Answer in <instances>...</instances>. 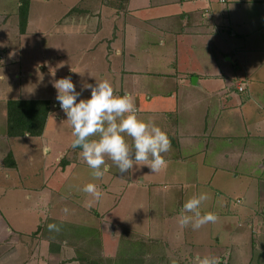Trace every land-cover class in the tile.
Here are the masks:
<instances>
[{
	"label": "rangeland",
	"instance_id": "374dc122",
	"mask_svg": "<svg viewBox=\"0 0 264 264\" xmlns=\"http://www.w3.org/2000/svg\"><path fill=\"white\" fill-rule=\"evenodd\" d=\"M154 1V7H151L150 10H153V14L158 16L173 12L171 10L176 5L163 3L161 2L162 0ZM156 1L158 2L157 6ZM120 5L121 0H29L27 16H31L33 36L29 35L21 39L19 35H13L11 33V31L17 33L14 28L9 31L10 35H0V46L5 43L4 39L6 37H9L12 43L17 41L19 44L23 43L22 50L18 52L19 64L11 67L12 70L7 66L6 68L0 66V142H9L10 146H13L15 149L17 155L16 162H18L17 166H19V174L21 175L18 177L16 173H13L6 180V184L11 186L5 194L0 196V207L4 214V219L11 226H17L27 231L38 229L41 223L43 224H41V229L47 231L49 224H56L60 227L59 233H64L63 235L68 236L71 240L74 239V236L71 235L73 234L72 231H76L75 237L79 236L83 238V241H87L88 233L89 236L94 235V233H90L99 229V231L105 232L108 236L114 238L117 245H119L121 237L123 238H121L120 242L136 241L135 249L138 256L142 255L139 250L141 243L138 240H153L155 241V245L153 244L150 247V251L146 255L150 253L154 255L164 253L166 258H168V264H173V261H175V264H182V259L179 258L181 253L180 243L184 241L192 245L191 250L194 255L195 253L200 254L201 257H221L223 255V258H227L233 264H247V260L244 261V257H248V251L250 250L247 249L246 244L248 236L246 237L241 234L240 238L239 236L236 237L242 231L237 226V218H223L224 214L222 215L219 212L221 210L219 204L225 199L228 200V198L233 202L234 198L241 193L240 191L246 185L248 175L249 178H254L255 182L257 178L264 180V111L262 108V106L264 107V0H245L239 5L240 12L237 15L235 14L229 17V23L231 25L236 26L235 21L239 24L242 22L243 26L241 29L244 32L251 33L245 45L247 48L256 49L259 55L256 59L255 74L250 77L249 81L252 98L245 102L242 107L247 130L251 132L249 134L247 148L245 149L244 147L246 146H243V139L235 136L234 142L228 148V150L234 153L243 152L246 159H234L231 161L232 164H228L232 169L229 178L233 184L227 186L226 189L219 187L222 195L218 197L220 199L218 204L216 202L214 205L213 201L215 197L217 198L215 185L203 186L202 183L199 182L197 184L196 180H194V177L196 178V166L199 165L197 162L176 160L172 156L169 157L170 160L167 166L163 168V171L161 170L158 173L151 172L147 166H134V169L130 172L121 174L117 166L111 160H107L110 166V172H106L100 179H94L91 174L92 169L87 166L82 156L80 154H74L73 161L67 165L65 170L60 171L65 166L57 164V173L49 180L53 186L51 188V195L48 194L40 202L43 205H49L48 211L38 213L36 210H33L32 204L39 202L37 199L38 196L36 195V191L26 186L33 188L43 181L38 175H29L34 170H37V167L38 169L42 167V163L39 161L40 153H42V150H39L41 142H49V145L53 148L49 156H52L54 151L59 149L64 150L72 142L73 137L70 131L72 128L66 121L67 117L65 113L56 109L51 114L52 118L49 117L46 122L48 124L47 136L44 139L35 136L29 139H23L22 136L11 138L6 134V101L8 99H19V96L25 98L49 97L47 99L52 101V103L57 101V91L53 87V83L55 80L60 79L62 75L67 74V66L72 61V58L73 60L75 59L74 61L89 60V65H91L94 72L97 69L99 70L101 66V80L108 79L112 83L111 80L113 78L111 76H114L112 73L118 68L119 62L116 61L115 63L112 58H107L104 47L112 39L113 36L111 34L113 32L119 34L121 25L119 24V19L117 20L116 26H114L112 19L110 20L107 17V13H113L115 11L122 12L123 9H120ZM224 5L226 6V4ZM228 5L231 6L229 3ZM15 6L16 0H0V14L12 12ZM175 10L177 11L178 7ZM78 16L85 17L83 19L85 22L83 27L85 28L82 35L76 32L79 28L82 30L80 24L79 28L75 27V30L71 26L65 25L68 19ZM54 19L57 20L56 23ZM156 20L155 25L162 26V20ZM175 22L177 23V20ZM56 24L58 25L56 26ZM173 30L175 31L177 40V29ZM204 31L203 29V34ZM173 38V35H166L160 38V36H156L155 34L152 36L145 34L143 37L141 35L136 37V43L140 47L147 45L149 48L148 53L150 56L147 58H149L151 64H147V66H143L144 69H141L145 71V67L147 68L148 73L144 74L147 82L145 83L140 77L141 81L146 85L140 87L148 89L149 93H152V98L147 99L146 94L148 92H143L145 94L140 96L138 105H135L138 113L147 105H151L152 109L158 112H162L163 109L166 112L171 110L172 120L166 126V133L168 134V131L172 132V135L169 136L171 145L173 142H178L179 138L181 140L180 142H192L190 145L182 148L184 153L188 155L191 151H195L194 147H199L201 143H206L203 137L197 136V139H195L189 136V134L191 132L199 133V130H194V128L206 113L204 104L206 102L212 103L210 107L211 115L215 103L213 101L214 99L202 98L203 101L200 104H197V102L195 104L194 95H191L187 96L185 101H194L191 103L192 106H185V108L183 106L182 108L179 105L180 99L178 100L176 96L177 87L180 90L182 84L175 83L173 80L172 82H165L167 80L165 78L168 77H162L165 74L167 75V64L176 60L175 70L178 73H183L187 77V73L184 71H186L188 65L182 62V59L186 58L187 55L189 57L188 63L197 62L203 65L210 64L211 61L209 60L213 61L214 56L218 59V63L221 64L224 71L230 70L231 72L238 73L241 70H237L235 68L236 66L230 64L231 61L229 59L227 60L229 58L228 55L222 57L221 49L218 47L221 46L224 48L225 43L218 36L212 34L198 36L190 34L184 35L182 37L184 40L183 44L185 43L191 48L184 52L181 49L179 51L175 49L171 51L169 49L181 46L173 42ZM19 39H21V43ZM101 39L105 42L101 43ZM149 39L154 42V46L150 42L148 44ZM161 40H165V44L158 46L157 44ZM204 40H207L206 43L212 45L214 48L205 47L201 43ZM118 41L119 38L117 39ZM29 44H35L36 47L31 49ZM198 45L200 47L197 50H193V47ZM87 46L96 47L85 51L83 48ZM111 46L113 47V44ZM1 55L2 53H0V64L6 61V59H2ZM53 56H56L55 60L52 59ZM237 64H240V62H237ZM94 72L91 74L87 73V75L95 77L96 73ZM70 75L74 77L75 74L70 73ZM222 81L223 85H229L233 91H236L233 88V81L229 77L222 78ZM187 82L189 83V81ZM95 83L94 81L89 82V84L93 85ZM116 83H112L115 94L122 95L123 93H120ZM82 84L84 82L79 84L80 87L76 86V90L82 93L77 102H79V99L90 98L89 91L83 88ZM169 92H171L174 99L167 98ZM188 93L190 94L192 92L189 91ZM232 94L236 97L238 96L236 93ZM236 101V99H232L233 103H236ZM52 107H54L53 104ZM181 118H185L186 123L192 126L182 130L185 134L176 136V128H179L178 121ZM155 124L161 127V129L163 125L165 126V123L159 119ZM236 130H234L232 135H236ZM208 132L205 133L207 134ZM256 136L258 137L256 138ZM129 142H131L130 138ZM9 143L6 144L8 145ZM217 144L220 147L224 145V142H217ZM203 146L204 144H202V149H204ZM6 151L4 152L6 153ZM172 151L170 152L172 153ZM205 157V163H210L209 153H206ZM237 157L239 156L237 155ZM198 158L199 156L197 155L191 159L197 161ZM13 161L15 160L13 159ZM47 166V169H52L50 159H48ZM21 173L26 174L25 176L27 178L24 179ZM108 175L109 177L107 178ZM150 177L154 181H151ZM101 180L103 182H112V184L106 191L102 190L104 195L100 201H96L92 196L82 191L87 183H95L97 185L101 183ZM128 182L130 185H127ZM151 182H155L157 184L156 187L159 188H163V184L167 182L168 187L165 186L174 193L171 201L168 199V202L164 205L162 201L161 208L158 206L160 196L153 195L150 186ZM21 183H24L25 191L28 190L30 192V196L27 198L22 194V186H17L19 187L18 189L13 188V186L21 185ZM98 187L101 188L100 186ZM181 187L182 189H180ZM197 192L199 194L205 192L210 197L201 205L200 210L202 214L205 212H214L219 219L215 223L204 225L199 230H193L191 226L181 228L178 223L180 210L185 201ZM218 193L220 192L218 191ZM65 208L68 209L67 213L63 211ZM162 215L164 217L161 223H163V230L167 234L159 238V234L157 235L156 233H159L162 226H157L154 229L156 231L154 232V237H148L150 230L152 231L150 226L153 222L159 223ZM158 228L160 229L158 230ZM235 233L236 235H233ZM156 235L157 237H155ZM167 237L171 242L168 241ZM257 249L258 245L256 244L254 250ZM262 252L263 254L260 255V253L255 251L257 255L254 256L250 264H264V250ZM257 256L261 258H256ZM163 263L162 261L160 264ZM221 264L226 263L223 260Z\"/></svg>",
	"mask_w": 264,
	"mask_h": 264
},
{
	"label": "crops",
	"instance_id": "0c3cea01",
	"mask_svg": "<svg viewBox=\"0 0 264 264\" xmlns=\"http://www.w3.org/2000/svg\"><path fill=\"white\" fill-rule=\"evenodd\" d=\"M244 1L245 0H162L161 2L163 3L176 5L171 10L173 12L165 13L164 15L161 14L158 16L153 14V10H150L151 7H154V0H121L120 9H123L122 12L119 13L115 11L113 13H107V17L110 20L112 19V24L114 26H116L117 20L119 19V24L121 25L119 34L113 32L111 34L113 36L112 39L107 44V46L104 47L105 56L107 58H112L115 63L116 61L119 62L118 68L112 73L114 76H111V78H113L111 81L113 84L114 82H117L116 85L118 86L120 93H127L131 95L134 98L135 104L137 105L140 96L145 94L143 92L149 93L148 89L140 87L146 86L141 81L140 77L146 83L147 79H145L144 74L148 73L146 67L145 71L141 69H144L143 66L151 64L149 62V58H147L148 56H150V54L148 53L149 48L147 45L144 47H140V45L136 43L137 36L141 35L143 37V35L145 34L151 36L155 34L156 36H160L161 38L166 35H173V42L181 46L169 49H171V51H173L174 49L176 51H179L181 49L183 52L191 49L185 43L183 44L184 40L182 39V37L187 34L195 36L212 34L214 36H218L222 41H224L225 47H218L219 49H221L220 52L222 54V57L228 55L229 58H227V60L229 59L231 61L230 64L232 66H236L235 68L237 70H241V72H238L239 74L236 72H231L230 70L224 71L221 64L218 63V59H216L214 56L213 61L209 60L211 61L210 64L203 65L198 64L197 62L188 63L189 57L187 55L186 58L182 59V62H185L188 65L186 67V71H184L187 73V77L183 73H178L175 70L174 67L177 63L176 60H173L171 63L167 64V75L165 74L166 76H162L163 78L168 77L165 78L167 79L165 82H172L173 80L175 83L182 84V88L180 86V90H178L177 87L176 93L178 100L180 99L179 105L182 108L183 106L184 108L185 106H192L191 103L194 102L185 101V98L187 96L194 95L195 104L196 102L197 104H200L203 101L202 98L214 99L213 101L215 104L213 112L211 111V115L210 107L212 103L206 102V104H204L206 113L204 114L203 118L198 121L197 126H195L194 128V130H199V133L191 132V134H189V136L195 139H197V136L203 137L206 143H201L199 147H194L195 151H191L187 155L184 153L182 148L190 145L192 142H180L181 140L179 138L178 142H173V144L171 145V150H173L172 153L170 152V150L169 153L167 152L163 155L166 161H169V157L173 156L176 160L179 159L181 161L188 160L197 162L199 165L196 166V178L194 177V180H196L197 184L199 182L202 183L203 186H209L211 184L215 185L214 187L217 190L215 192L217 198L222 195V191H220V188L226 189L227 186H231V184H233L231 179L229 178L232 169L228 166V164H232L231 161L234 159H246L243 152L234 153L231 150H228L229 146L234 142V136L243 139V146H246L244 147L246 149L249 134L251 133L249 130H247V124L243 117L242 107L245 102L252 98V91L249 88V81L250 77L255 74V64L259 53L256 51V49L254 50L247 48V46L245 45L247 44V40L250 36L249 34L251 33L244 32L241 29L243 23L241 22L239 24L237 21H235L236 26L229 23V17L234 16L235 14L237 15L240 12L239 5ZM228 3L231 4V6H229ZM157 4L158 2L156 1V6ZM224 4H226V6ZM18 6L19 0H16V6L12 12L0 14L5 15L0 16V35H10L9 31L13 28L17 33H14L13 31H11V33L13 35H19L21 39H24L25 36L32 35L33 27L31 26V16H27V22L24 32L21 33L19 31L17 14ZM176 7H178L177 11L175 10ZM84 18L85 17L83 16H78L68 19L65 25H69V27L71 26V28H74L75 30V27L79 28L80 24L82 30L81 28H79V30H76V32L82 35L85 28L83 27V24L85 23L83 21ZM156 19H160L159 21L162 20V26L159 27V25H155V21H157ZM12 20H14V22H12ZM54 20L56 23L57 20ZM175 20H177V23L175 22ZM57 25L58 24H56V26ZM173 29H177V40L175 37V31ZM203 29L205 30L204 34ZM118 38L119 41L117 42ZM21 39H19V42ZM4 40V45L2 44L0 46V53H2V59H6V61L0 64V66H2V68H6L7 66L10 68V70H12L11 67L19 64L18 52L22 50L21 47L23 43L19 44L18 41L12 43L10 42L9 37H6ZM103 42L105 41L101 39V43ZM149 42L154 46V42H152L151 39H149L148 44ZM164 42L165 40H161V42L159 41L157 45L163 46L165 44ZM206 42L207 40H204V42L202 41L201 43L205 47H213ZM111 44H113V47L111 46ZM29 46H31V49H34V47H36L35 44H29ZM95 47L96 46H87L83 49L87 51ZM198 47H200V45L194 46L193 50H197ZM151 51H153V49H151ZM59 57H61V55H59ZM52 59L55 60L56 56H53ZM71 60L72 61L67 66V74L62 76H71L70 73H74V77L71 76V78L76 86L80 87L79 84L84 82V84H82V87L84 88L85 84L87 85L89 84V82L101 81V66L99 67V70L97 69V71L94 72L91 68V65H89V60L74 61L75 59L73 60V58ZM237 62H240V64H237ZM93 72L96 73L95 77L87 75V73L91 74ZM224 77H229L233 81V88L236 89V91H233L231 87H229V85H223L222 78ZM187 81H189V83ZM239 84L245 85L243 91H239L237 89V86ZM87 90L91 95L90 90ZM189 91H191L192 93L189 94ZM148 93L146 94V97L147 99H151L152 93H149V95ZM232 93H236L238 94V96L236 97ZM168 94V99H174L171 92H169ZM47 98L49 97L25 98L19 96V99ZM232 99H236V103H233ZM262 108L264 111L263 106ZM56 109L61 110L59 108L52 107V111L50 112L48 118ZM138 117L144 121L152 120L154 123L158 119L161 120L163 123H165V126L163 125L162 128V130L165 132L167 131V124L170 120H172L171 110H168V112H166V110L163 109L162 112H158L155 111V109H152L151 105H147L146 107H144L142 111L138 113ZM47 125L48 124L45 123L42 135L35 137H41L42 139H44L47 136ZM178 126L179 128H176L175 132L176 136L185 134L182 130H185L192 125H188L185 121V118H181L178 121ZM235 129H237V133L235 132L236 135H232ZM70 131L72 132V130ZM207 131L209 132L206 134L205 132ZM171 135L172 132L168 131V136ZM30 137L31 136L28 135L22 136L23 139H29ZM257 137L258 136H256V138ZM217 142H224V145L219 147ZM6 143L9 142H0V196H2V194H5L11 186L9 184H6V180L10 178L13 173H16L18 177L21 176L19 174V166H17L18 162H16L17 155L15 153V149L13 148V146H10V143L8 145ZM71 144L72 142H70L69 146L64 150H56L54 151V154L52 156H49V154H51L53 150L52 146L49 145V142H41L39 150L41 149L42 153H40L41 155L39 161L42 163V167L41 169H38L37 167V170H34L35 172H31L29 175H38L43 181L35 185L33 188L30 186H26L27 188L36 191V195L38 196L37 199L39 200V202H34L32 205L33 210H36L38 213H43L44 211H48L49 209L48 204L43 205L40 202L48 194L51 195V188L53 186L51 181L49 182V180H51L54 174L57 173V164L65 166H62L64 168H62L60 171H63V169L65 170L67 165H69V163L73 161V155L80 154L82 151L80 148L73 149ZM202 144H204V149H202ZM5 150H7L6 153L4 152ZM8 152L12 154V158L15 160V166H8L3 163V159ZM206 153H209L210 158V163L207 164L205 163ZM197 155L199 156L197 161L191 159L192 157L195 158V156ZM237 155L239 157H237ZM48 159H50L51 161V170L47 169ZM109 172L110 171H108V173ZM22 175L24 179L27 178L25 176L26 174ZM108 177L109 175L107 176V178ZM150 178L151 181H154L152 177ZM254 180V178H249L248 175L246 185L244 186L242 191H240L241 193L236 198H234L233 202H231L230 198H228V200L225 199L222 202H220L219 198L217 199L215 197V199H213L214 205L216 204V202L217 204L220 202L219 205L221 210H219V212L222 215L224 214L223 218H237V226L240 227L242 231L236 237L239 236L240 238L241 234L246 237L248 236L246 244L247 249L250 250L248 251V257H244V261L247 260V264H250L254 256L257 255L255 251L260 253L261 255L263 254L262 251L264 250V180L261 178H257L256 182ZM129 182L127 183V185H130ZM111 184L112 182H103L101 180V183H98L97 186H100L102 190L106 191L107 189H109ZM165 185L168 187L167 182L163 184V188L156 187L157 184L155 182H151L150 184L153 195L160 196V200L158 201V206L160 208L162 205V201L164 205L166 202H168V199L169 201H171L174 195L173 191H170ZM17 186H22L21 191L25 198L30 196V192H28V190L25 191L24 183H21V185H15L13 186V188L18 189L19 187ZM180 189H182V187ZM218 191L220 193H218ZM196 194H199V192H197ZM0 213V264H79V262L75 259L76 254L74 248V239L71 240L70 238H68V236H64V233H59L56 231L50 232L49 229H47V231H44L43 229H41V226L43 225L42 223V225L39 224L38 229L36 228L30 231L23 230L21 228H18L17 226L13 227L4 219L5 217L1 210V207ZM163 217L164 216L162 215L159 223L153 222V224L150 226L152 228V231L150 230V234L148 235V237H154V232H156L154 231V229L157 228V226H162L161 229L158 228V230L160 229L159 233H156L157 235L159 234V238H161L162 235L167 234L163 230V223H161ZM157 235L155 237H157ZM233 235H236V233ZM112 239L116 241L114 238ZM167 239L169 242H171L168 237ZM180 244L181 253L179 258L182 259V264H193L196 256L199 255L201 257V255L198 253H195V255L192 253V245L189 242L184 241ZM256 244L258 245V249L254 250V246ZM219 258L220 261L224 260L226 264H233V262H231L230 260L228 261L227 258H223V255ZM256 258L261 257L257 256Z\"/></svg>",
	"mask_w": 264,
	"mask_h": 264
},
{
	"label": "clouds",
	"instance_id": "9594fccd",
	"mask_svg": "<svg viewBox=\"0 0 264 264\" xmlns=\"http://www.w3.org/2000/svg\"><path fill=\"white\" fill-rule=\"evenodd\" d=\"M53 87L57 91L56 100L72 128L71 146L82 150L80 155L92 169L94 179L102 178L110 170L107 160H111L121 174L130 172L134 166H147L153 173L167 166L163 154L171 150L168 134L152 120H141L133 97L127 93L115 94L108 79L85 85L84 88L91 92L90 98L79 99V102L82 93L76 90L71 76L55 80ZM82 191L96 201L104 195L95 183H87ZM209 198L205 192L188 198L178 216L179 226L199 230L208 223L217 222L219 217L214 212L202 214L200 210ZM63 211L67 213L68 209ZM48 229L60 231L56 224H49ZM193 264H221V261L216 256L198 255Z\"/></svg>",
	"mask_w": 264,
	"mask_h": 264
},
{
	"label": "trees",
	"instance_id": "16d2710c",
	"mask_svg": "<svg viewBox=\"0 0 264 264\" xmlns=\"http://www.w3.org/2000/svg\"><path fill=\"white\" fill-rule=\"evenodd\" d=\"M28 4L29 0H21L18 6V26L21 33L24 32L27 22ZM53 103L48 99H8L6 101V134L11 138L26 134L31 137L42 135ZM3 163L15 166L11 153L5 156ZM72 233L75 241V259L79 264H160L162 261L163 264H168V258L164 253L146 255L155 243L153 240H138L141 243L139 250L142 254L138 256L135 249L136 241L120 242L123 238L121 237L117 245L116 241L99 229L90 233L94 235L89 236L88 233L87 241H83L82 237H75L76 231Z\"/></svg>",
	"mask_w": 264,
	"mask_h": 264
},
{
	"label": "built area",
	"instance_id": "2783aa9c",
	"mask_svg": "<svg viewBox=\"0 0 264 264\" xmlns=\"http://www.w3.org/2000/svg\"><path fill=\"white\" fill-rule=\"evenodd\" d=\"M64 77H67V75H66V76H62L61 78H64ZM244 88H245V85H244V84H239V85L237 86V89H238L239 91H243ZM53 106L56 107V108L61 109L58 101L54 102V103H53Z\"/></svg>",
	"mask_w": 264,
	"mask_h": 264
}]
</instances>
